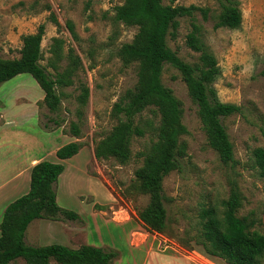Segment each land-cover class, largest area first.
<instances>
[{
    "label": "rangeland",
    "instance_id": "374dc122",
    "mask_svg": "<svg viewBox=\"0 0 264 264\" xmlns=\"http://www.w3.org/2000/svg\"><path fill=\"white\" fill-rule=\"evenodd\" d=\"M123 1L0 0L2 58L18 57L22 36L36 31L39 24L44 25L40 64L47 71L52 74L62 71L69 63L70 50L79 58L72 83L56 88L60 94L56 112L42 102L43 91L30 74L19 73L0 83V109L5 108L0 112V125L9 121L1 134H16L5 143L16 157L0 169V185L3 179L14 174L27 155H44L46 160L55 162V153L50 155L53 149L77 141L81 147L63 163L65 169L54 187L57 204L76 212L78 218L59 216L57 220L31 221L26 231L27 244L57 242L70 247L90 244L114 250L116 256L111 264H226L220 258L207 255L201 246L194 244L191 236L196 232L200 209L209 205L220 207L233 185L241 198L237 216L264 206V179L248 163L251 150L264 147L261 133L264 0H232L241 13L240 26L235 29L214 27L225 0H162L164 4L207 8L205 19L196 12L193 21L200 26L203 45L219 67L220 73L212 85L220 101L240 107L239 112L222 118L236 160L231 166L221 162L208 146L197 106L189 97L179 72L164 64L161 81L180 100L182 123L187 130L180 137L186 147L181 168L162 180L163 194L168 199L164 203L168 217L164 233L149 230L138 219L137 211L147 204L148 197L133 187L134 171L142 164V153L156 140L154 127L158 115L153 108L145 109L137 117L145 131L142 136L132 138L131 156L126 163L113 158L96 159L93 154L95 143L116 123L111 115L113 103L137 79L136 64H123L117 55V49L136 32L135 26L113 18L114 8ZM190 25V18H179L177 36L168 38L167 43L178 56L192 63L198 61V53L185 43ZM56 49L58 54L54 52ZM81 84L88 87L83 106L77 101ZM52 119L59 120L60 125H55ZM151 120L150 129L145 125ZM72 122L78 124L79 136L71 134ZM0 149L5 150L3 146ZM1 163L2 157L0 168ZM19 195L9 194L6 203ZM9 264H24V260L16 258Z\"/></svg>",
    "mask_w": 264,
    "mask_h": 264
},
{
    "label": "trees",
    "instance_id": "16d2710c",
    "mask_svg": "<svg viewBox=\"0 0 264 264\" xmlns=\"http://www.w3.org/2000/svg\"><path fill=\"white\" fill-rule=\"evenodd\" d=\"M196 12L203 19L207 17V8L194 4H164L162 0H124L114 8L115 21L136 27L132 39L117 49V55L123 64H136L137 79L135 85L127 88L113 103L111 115L116 123L95 143L93 154L96 159L113 158L126 163L131 156L132 138L142 136L145 131L137 117L145 109L153 108L158 115L154 127L156 140L142 153V164L134 171L133 187L148 197L147 204L137 211L138 219L149 230L158 233H164L168 227L164 205L168 199L163 194L162 180L171 171L180 170V160L186 156V147L180 137L187 132L182 123L180 100L161 81L165 63L179 72L189 97L196 104L208 146L221 162L231 166L236 163L222 118L239 112L240 107L222 102L216 96L212 84L220 71L215 57L203 45L200 26L193 21ZM181 17L191 19L185 43L198 53L197 62L183 60L167 43L168 38H176ZM53 21L56 22L54 18ZM240 22L241 13L236 3L225 0L214 27L235 29ZM43 34L44 25L39 24L36 31L22 36L18 57L0 56V83L19 73L30 74L43 91L42 102L50 111L56 112L60 106V94L56 88L72 83L71 77L79 66V58L70 50L69 63L62 71L53 74L47 71L40 64ZM57 49L55 54L59 52ZM87 97L88 87L81 84L77 95L80 106L85 105ZM52 121L60 125L59 120ZM151 125L152 120L145 126L151 129ZM70 131L73 136H79L78 124L72 122ZM261 133L264 135V124ZM80 147L79 142L70 141L58 147L55 156L59 160L70 158ZM248 163L257 176L264 179V147L252 149ZM63 169L62 162L47 160L38 161L31 167L28 191L7 204L0 220V264H8L16 258H22L24 264H51V261L54 264L112 263L116 256L114 250L90 244L70 247L56 242L36 246L25 243L26 228L35 219L78 218L76 212L62 208L56 202L54 184ZM240 206V194L233 185L220 207L209 205L200 209L191 240L207 255L220 258L226 264H264V206L237 216Z\"/></svg>",
    "mask_w": 264,
    "mask_h": 264
},
{
    "label": "crops",
    "instance_id": "0c3cea01",
    "mask_svg": "<svg viewBox=\"0 0 264 264\" xmlns=\"http://www.w3.org/2000/svg\"><path fill=\"white\" fill-rule=\"evenodd\" d=\"M3 110H5V108H1L0 109V112L3 113ZM8 122H9L8 120L7 121H4L0 125V147L3 146V148L5 149V150L0 149V157H2V159H3V163H1L2 168H0V169H4L5 165L6 164L8 165V164L12 163L13 162L12 161V158L13 157H16L15 155L12 154V151L5 144V143H8L9 139L11 137H13V135H16V134H9V133L8 134H1V132L5 129L6 125L9 124ZM2 140L4 141L3 143H2ZM56 149H53L50 152V155H52L53 153H55V150ZM68 159L69 158L64 159V160L57 159V161H60V162L64 163ZM16 160H17V158H16ZM41 160H46V158L44 157V155H39V156L27 155L24 158V162H22V164H20L19 167L17 166L15 168L14 174L11 177L5 178V179H3L1 181L2 184L0 185V190H3L2 192H0V206H1V214H0V217L1 218H2V214H3V211H4L5 207L7 206L8 203H10V202L6 203V201H5L8 198V195L9 194H14V195L20 194V195H22V194H24V193H26L28 191L29 185H27V184H28V182L30 180V169H31V167L35 163H37L38 161H41ZM15 164H17V162ZM63 166H64V169H65V165L64 164H63ZM64 169H63V171H64ZM14 192H17V193H14ZM1 218H0V220H1ZM263 219H264V216H263ZM28 226H27V228H28ZM27 228H26V231H27ZM26 231H25V234H24V241H25V243H26ZM29 245H31V244H29Z\"/></svg>",
    "mask_w": 264,
    "mask_h": 264
}]
</instances>
